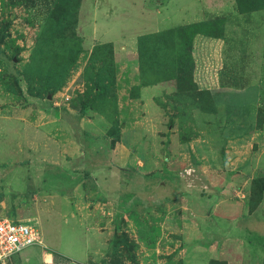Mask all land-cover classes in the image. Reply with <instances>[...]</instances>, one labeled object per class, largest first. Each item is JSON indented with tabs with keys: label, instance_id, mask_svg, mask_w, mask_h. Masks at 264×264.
I'll return each instance as SVG.
<instances>
[{
	"label": "rangeland",
	"instance_id": "1",
	"mask_svg": "<svg viewBox=\"0 0 264 264\" xmlns=\"http://www.w3.org/2000/svg\"><path fill=\"white\" fill-rule=\"evenodd\" d=\"M131 1L0 0V215L53 264H262L264 0Z\"/></svg>",
	"mask_w": 264,
	"mask_h": 264
},
{
	"label": "crops",
	"instance_id": "2",
	"mask_svg": "<svg viewBox=\"0 0 264 264\" xmlns=\"http://www.w3.org/2000/svg\"><path fill=\"white\" fill-rule=\"evenodd\" d=\"M112 3H114L116 0H110ZM214 2L217 5V8H222V14L223 18L225 20V23H233L234 21L239 22L240 19V13H238V9L236 7L235 0H164L163 2L159 0H132L130 4L131 6L125 5L124 9H122V12H124V18L128 15L130 11H135L137 18L140 19V21H133V25L130 23H120V25L126 29L134 28V23H138L139 30L145 29L140 23H160V22H166L168 16H170L169 13H177V17H179V20L181 23H195V22H202L204 20H207V17L203 16L204 14L207 15L206 8H208V3ZM137 2V3H136ZM123 4V3H122ZM89 5L91 3L88 2L87 5H84L86 7V10L89 9ZM113 7V6H112ZM115 8V7H114ZM118 10V9H117ZM89 13L90 19L92 18L91 13ZM115 11V9H114ZM235 12L237 14L236 16L229 17V12ZM99 20L101 17V20L108 21L112 15L111 12L109 14H106V10H99ZM161 12L164 13L166 17L163 18L161 16ZM96 13V12H95ZM108 13V12H107ZM101 14V16H100ZM174 14V13H173ZM201 15V16H200ZM80 17V16H79ZM79 17H76L75 21L79 22ZM160 17V19H159ZM93 20V18H92ZM90 25V24H89ZM91 26V25H90ZM151 26V24H149ZM148 27V26H147ZM131 33V32H128ZM144 32L138 31V36L134 38V43L137 49V40L140 35H143ZM263 237V236H261ZM264 243V242H263ZM263 243L261 242V246L263 249ZM262 251V250H261ZM25 257H27V260L30 262V264H53V252L49 250H45L41 247L34 246L31 247L28 251L23 253ZM86 253L83 252V256H85Z\"/></svg>",
	"mask_w": 264,
	"mask_h": 264
},
{
	"label": "built area",
	"instance_id": "3",
	"mask_svg": "<svg viewBox=\"0 0 264 264\" xmlns=\"http://www.w3.org/2000/svg\"><path fill=\"white\" fill-rule=\"evenodd\" d=\"M39 244L40 236L36 228L23 221L0 215V264Z\"/></svg>",
	"mask_w": 264,
	"mask_h": 264
},
{
	"label": "trees",
	"instance_id": "4",
	"mask_svg": "<svg viewBox=\"0 0 264 264\" xmlns=\"http://www.w3.org/2000/svg\"><path fill=\"white\" fill-rule=\"evenodd\" d=\"M252 210H254V208L252 207V208H250V211H252ZM262 264H264V260H263V263Z\"/></svg>",
	"mask_w": 264,
	"mask_h": 264
}]
</instances>
